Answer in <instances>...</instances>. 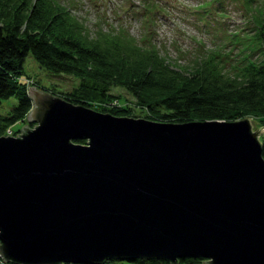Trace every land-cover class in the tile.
<instances>
[{"label":"water","instance_id":"95a60500","mask_svg":"<svg viewBox=\"0 0 264 264\" xmlns=\"http://www.w3.org/2000/svg\"><path fill=\"white\" fill-rule=\"evenodd\" d=\"M28 93V124L0 137L5 261L264 264L259 122L163 123L95 111L37 86Z\"/></svg>","mask_w":264,"mask_h":264},{"label":"trees","instance_id":"16d2710c","mask_svg":"<svg viewBox=\"0 0 264 264\" xmlns=\"http://www.w3.org/2000/svg\"><path fill=\"white\" fill-rule=\"evenodd\" d=\"M256 9L262 13L254 26L253 40L259 42V49L242 50L241 66L229 68L213 53L185 69L160 55L156 46L144 47L114 31L92 37L68 6L58 0H0V105L5 99L18 97L10 113L0 112V137L9 127L24 121L33 107L29 86L23 79L29 55L50 73L79 79L76 89L63 95L75 105L136 117L129 106L105 105L116 99L125 103L111 92L113 87H120L137 105L148 109V120L187 123L253 116L263 127L264 8ZM261 141L264 158V135ZM77 142L87 143L85 139ZM203 262V258L179 259V264ZM0 264L15 263L6 262L0 255ZM103 264L170 263L155 258H109Z\"/></svg>","mask_w":264,"mask_h":264},{"label":"rangeland","instance_id":"374dc122","mask_svg":"<svg viewBox=\"0 0 264 264\" xmlns=\"http://www.w3.org/2000/svg\"><path fill=\"white\" fill-rule=\"evenodd\" d=\"M58 1L68 6L71 14L83 23V27L92 37L114 31L115 34L134 39L144 47L156 46L160 55L166 57L173 65L185 69L213 53L229 68H238L241 66L242 50L259 49V42H254L253 38L256 18L262 13L254 9L264 8V0ZM261 12H264V9ZM24 68L23 79L28 86H37L61 98L79 85V79L74 76L50 73L41 67L32 55L26 58ZM111 92L126 101L123 103L116 99L106 103L107 107L114 108L117 102L119 105L131 107L135 118H145L149 114L148 109L137 105L127 90L113 87ZM17 102L16 96L5 99L0 105V112L10 113ZM249 118L257 121L253 116ZM26 124L27 118L17 122L8 128L6 135H19L20 132L16 131ZM256 127L262 128V125L256 123Z\"/></svg>","mask_w":264,"mask_h":264},{"label":"built area","instance_id":"2783aa9c","mask_svg":"<svg viewBox=\"0 0 264 264\" xmlns=\"http://www.w3.org/2000/svg\"><path fill=\"white\" fill-rule=\"evenodd\" d=\"M116 101H117V100H116ZM113 102H114V101H113ZM116 104H117V106L121 107V105H119L117 102L115 103V105H116ZM117 106H116V107H117Z\"/></svg>","mask_w":264,"mask_h":264}]
</instances>
